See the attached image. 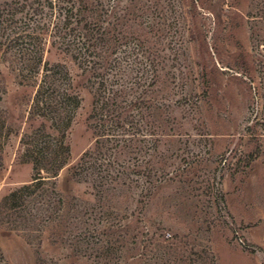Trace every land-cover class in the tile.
Segmentation results:
<instances>
[{"label": "trees", "instance_id": "obj_1", "mask_svg": "<svg viewBox=\"0 0 264 264\" xmlns=\"http://www.w3.org/2000/svg\"><path fill=\"white\" fill-rule=\"evenodd\" d=\"M249 7L253 54L233 66L251 93L247 147L237 160L247 165L264 155V0H249ZM187 19L184 0H0V101L4 64L35 88L22 138L34 172L1 195L0 229L48 230L55 244L98 264L111 261L124 205L144 202L170 178L167 90L181 63L176 46L184 45ZM71 63L91 94L92 140L69 167L88 197L62 192L56 180L70 162L68 130L82 104ZM2 109L0 169L8 128ZM0 264H10L1 249ZM38 264L53 263L39 257Z\"/></svg>", "mask_w": 264, "mask_h": 264}, {"label": "rangeland", "instance_id": "obj_2", "mask_svg": "<svg viewBox=\"0 0 264 264\" xmlns=\"http://www.w3.org/2000/svg\"><path fill=\"white\" fill-rule=\"evenodd\" d=\"M249 8V0H184L188 27L184 45L176 46L182 65L177 63L167 90L174 132L165 145L170 178L144 202L124 205L108 264H264V155L248 165L237 162L247 147L251 93L233 66L253 54ZM71 67L82 104L68 130L70 162L56 180L62 192L88 197L86 183L72 177L69 167L92 140L86 121L91 94L85 76ZM3 70L7 91L0 106L8 128L2 134L0 197L34 172L22 138L35 88L21 81L17 69L4 64ZM0 249L10 264H38L39 257L53 264H98L94 256L53 243L48 230L2 228Z\"/></svg>", "mask_w": 264, "mask_h": 264}]
</instances>
